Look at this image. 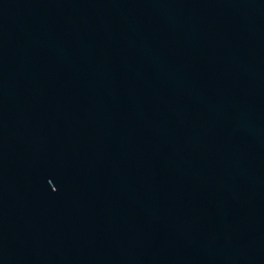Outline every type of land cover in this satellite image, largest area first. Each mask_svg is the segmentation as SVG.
Here are the masks:
<instances>
[{"label":"water","instance_id":"water-1","mask_svg":"<svg viewBox=\"0 0 264 264\" xmlns=\"http://www.w3.org/2000/svg\"><path fill=\"white\" fill-rule=\"evenodd\" d=\"M0 264H264V0H0Z\"/></svg>","mask_w":264,"mask_h":264}]
</instances>
